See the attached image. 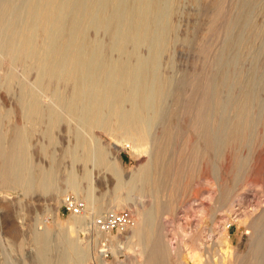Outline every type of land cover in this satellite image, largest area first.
I'll return each instance as SVG.
<instances>
[{"label":"rangeland","instance_id":"1","mask_svg":"<svg viewBox=\"0 0 264 264\" xmlns=\"http://www.w3.org/2000/svg\"><path fill=\"white\" fill-rule=\"evenodd\" d=\"M171 21L160 66L167 92L147 144L82 126L65 111L52 125L25 121L3 82L7 71L25 76L0 53V141L24 124L31 159L53 177L28 190L6 182L0 146V264L264 263V0H173ZM76 132L103 149L102 162L75 146ZM67 193L86 194L101 211L89 213L84 201L79 226L62 205ZM121 208L129 212L123 228L88 225ZM254 233L257 259L248 253ZM69 245L90 254L65 262Z\"/></svg>","mask_w":264,"mask_h":264},{"label":"bare ground","instance_id":"2","mask_svg":"<svg viewBox=\"0 0 264 264\" xmlns=\"http://www.w3.org/2000/svg\"><path fill=\"white\" fill-rule=\"evenodd\" d=\"M172 5L173 0H0V53L8 68L17 65L25 76L19 81L7 71L3 82L14 90L24 120L47 117L52 125L65 111L82 126L149 143L167 92L168 78L160 66L173 26ZM223 108L217 104V115L223 116ZM27 135L23 124L10 141H0L8 162L4 178L25 190L46 188L51 169L31 159ZM76 138L86 158L104 160L103 149L89 145L79 132ZM70 186L76 188L73 178ZM82 198L89 213L101 211L94 199ZM72 215L76 224H85L86 215ZM252 237L248 253L255 251L257 259L260 239L255 233ZM100 245L103 256L107 250ZM74 253L87 257L90 250L69 245L60 256L72 263Z\"/></svg>","mask_w":264,"mask_h":264},{"label":"built area","instance_id":"3","mask_svg":"<svg viewBox=\"0 0 264 264\" xmlns=\"http://www.w3.org/2000/svg\"><path fill=\"white\" fill-rule=\"evenodd\" d=\"M62 205L71 214H82L85 209L84 200L71 193H67L62 197ZM87 219L88 225L95 230L109 231L111 229L123 228L126 226L129 222V212L124 208L106 210L99 215H92ZM100 244H105L104 240H101ZM103 247H105V245H103Z\"/></svg>","mask_w":264,"mask_h":264}]
</instances>
